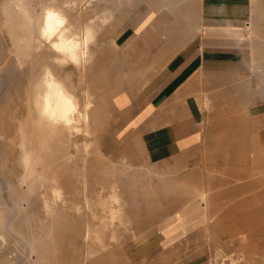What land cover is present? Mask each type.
<instances>
[{"label": "rangeland", "instance_id": "obj_1", "mask_svg": "<svg viewBox=\"0 0 264 264\" xmlns=\"http://www.w3.org/2000/svg\"><path fill=\"white\" fill-rule=\"evenodd\" d=\"M29 1L36 22L29 23L28 16L18 14L13 0H0V46L5 52V62L0 63V234L4 236L0 239V255L6 256L5 262L148 264V260H136L138 248L154 242L159 245L162 221L167 215H174L181 206L200 198L206 205V226L191 241L188 238L179 239L181 245L173 249L185 252L187 256L195 252L205 254V264H264V193L259 194L260 190H264V175H260L264 172V164L261 168L251 167L249 159L254 153L264 157V148L257 141L258 136L264 135V122H253L259 111L264 112V52L257 60L255 74L249 73V130L236 131L227 138H205L202 159L197 161L200 175L195 177L194 162L187 164L185 169L158 168L148 163L142 153L136 154L135 161L121 156L114 158L113 154L103 156L99 153L97 141L103 143L104 133L100 138L98 135L99 131H103L102 120L110 109L107 94L110 93L114 75L113 59H110L116 51L113 41L124 28L126 16L144 8L159 12L166 19H183L189 26L197 19L200 0H153L149 3L139 0L136 7L126 4L125 0ZM48 5L77 12L76 16H67L69 22L80 31L85 27L95 31L96 43L91 47L93 59L85 68H61L53 62L55 53L47 44L44 46L42 41L39 42L40 10ZM255 7L257 14L262 13L261 20L264 5L255 2ZM25 26L33 28L35 39L42 45L40 49L24 46L16 38ZM14 45L18 53L14 52ZM27 49H32V52L27 54ZM102 54L106 57L102 58ZM44 60L46 67L75 92L81 106L80 115L89 103L88 129L87 123L81 122L79 117L68 149L73 184L81 187L77 194H81L83 202L84 197L87 198L83 194L86 185L92 205L91 210H82L77 214L81 231L84 232L90 224L94 231L92 236L98 237L91 241L89 255L79 234H75L72 245L66 235L61 236L62 243L59 245L55 241L56 235L49 237L51 239L45 241L46 244L38 239L49 212L36 200V183L25 175L21 140L26 133L22 125L25 124L34 133L38 131L31 97L33 86L45 68V64L42 66ZM204 115L206 119L212 113L207 110ZM243 132L244 137L241 136ZM209 133L206 130V134ZM226 155L230 157L228 160H225ZM220 156L223 158L215 161ZM233 156L236 157L234 161ZM260 160L253 163H260ZM211 183L217 186L213 187ZM180 256H171L170 259L178 262L182 260Z\"/></svg>", "mask_w": 264, "mask_h": 264}, {"label": "crops", "instance_id": "obj_2", "mask_svg": "<svg viewBox=\"0 0 264 264\" xmlns=\"http://www.w3.org/2000/svg\"><path fill=\"white\" fill-rule=\"evenodd\" d=\"M125 2L136 7L139 0ZM255 2L264 5V0H200L197 19L189 26L183 19H166L144 8L126 16L124 28L113 41L116 51L110 59L114 75L107 94L110 109L98 135L100 138L104 133L103 143L97 141L99 153L130 161L142 153L158 168L185 169L194 162V176L198 177L197 161L202 159L205 138H227L236 131H248L249 73L255 74L257 60L264 52V14L260 20L262 13L257 14ZM40 11L43 15L44 9ZM61 12L77 15L65 9ZM207 110L212 115L205 119ZM258 114L253 122H264V112ZM257 141L264 148V135ZM254 154L249 157L250 166L261 168L264 157ZM229 158L226 155L225 160ZM258 159L260 163H253ZM205 216L206 205L200 198L181 206L162 221L160 244L141 246L136 260H148V264H205V254L187 256L173 249L180 244L179 239H195L207 224ZM176 255L182 260L171 261ZM5 261L6 256L1 254L0 264H8Z\"/></svg>", "mask_w": 264, "mask_h": 264}, {"label": "bare ground", "instance_id": "obj_3", "mask_svg": "<svg viewBox=\"0 0 264 264\" xmlns=\"http://www.w3.org/2000/svg\"><path fill=\"white\" fill-rule=\"evenodd\" d=\"M13 2L15 4L16 10L18 11V14L23 15V16H28L29 19H27V20H30L31 22L37 21L35 15L33 14L32 10H31V7H30L31 2L29 0H13ZM16 4H20L22 10L18 9L16 7ZM50 8L56 9L58 11L61 10V9L59 10L58 7H55L53 5H48L45 7V9H50ZM25 13H27V15H25ZM13 14H15V13H13ZM40 16H41V14H40ZM42 20H43V15L40 18V20L38 19V21L41 23ZM69 24L76 31H78V32L80 31V30H78V28L75 25L72 24V22H69ZM38 25H37V27H38ZM37 27H36V29H37ZM35 33H36V31H35ZM33 34H34L33 28L25 26V29H21V35L17 33L16 38L19 40V42L23 43L22 45H24V46L28 45V47H30V48H34V49L37 48L38 49V47H39V49H40V47H42V45L45 46V44L40 45L37 42V40L35 39ZM13 38L15 39V37H13ZM15 42L17 43L16 40H15ZM14 46H15L14 52L18 53L17 46L16 45H14ZM31 50H29V51H31ZM27 51H28V49H27ZM29 51L27 52V54L30 53ZM3 62H5V52L0 46V63H3ZM43 64H45V67L47 66V63L45 62V60H44V62H42V66H43ZM84 68H85V66H84ZM4 69H6V67ZM86 99H87V94H86ZM87 104L89 105V103H86L85 110L83 111V109H82V114L80 115V117H81V122L87 123L86 127L88 129L89 118H88V114H87V109L89 107ZM33 108H34V106H33ZM34 111L36 112L35 108H34ZM35 122H36V127L38 129V131H35V133L28 130V127L25 126V124L22 125L23 130L26 133L24 132L25 135L23 134L24 136H22L21 150L24 153L25 175L29 176L30 179L36 183L35 184V190L37 191L36 200H37V202H40L43 204V206H45V208L48 210V212H49L48 214L50 216V217L49 216L47 217L48 220L45 218L46 221L44 222V226H42V228H41L40 235H39L40 237H38V239L40 240L41 243H43V241H44V244H46L45 241H47L48 239L49 240L51 239L49 237L56 235V239H57V237H58V239L57 240L55 239V241L59 245L62 243V237L61 236L66 235L67 240L72 241L71 242V245H72V244H74V240L76 237L75 234H79V235H81L84 243L86 244L85 252H86V254L89 255L90 245H91L90 243L93 240V238H98V237L92 236L94 231L92 230V225H90V224L87 225L85 227V230H83L84 232H82L81 231V226H82L81 221H80V219L77 220V218H78L77 214L81 213L82 210H89V209L91 210L92 205H90L89 191H88L86 185H84V187H83L85 189L83 194L86 195L87 198L85 199V197H84L83 202H81V200H80L81 194H79V193L77 194V190L79 192V189L81 187L79 188L75 184H73V179H72L73 176H72V173L70 170L71 168L69 167V165H70L69 164L70 153H69L68 149L70 147L72 130L74 129L75 124L72 126L71 129H65L62 126L54 127V126H52L46 122L41 121L37 115L35 118ZM21 221H22V219H21ZM22 228L24 229L26 227H22ZM28 233H29V231H28ZM94 234H96V233H94ZM28 236H29V234H28ZM2 238H4V236H3V234H0V239H2ZM64 240H63V242H64ZM44 244H43V246H44ZM67 244L69 245V242H67ZM76 244H78V243L76 242ZM62 247H64V246H62ZM62 247H60V251H61ZM62 250L65 252L64 249H62ZM38 254H40V253H38ZM69 255H71V252ZM45 256H46V253H45ZM47 256H48V254H47ZM58 256H59V254H58ZM62 256H64L63 252H62ZM53 257H54V255H53ZM64 258H65V256H64ZM68 258H69V256H68ZM50 261H52V260H50ZM53 261H55V260L53 259ZM53 264H54V262H53ZM85 264H88V261Z\"/></svg>", "mask_w": 264, "mask_h": 264}, {"label": "clouds", "instance_id": "obj_4", "mask_svg": "<svg viewBox=\"0 0 264 264\" xmlns=\"http://www.w3.org/2000/svg\"><path fill=\"white\" fill-rule=\"evenodd\" d=\"M16 7L21 9L20 4ZM39 41L55 53V64L61 68L73 66L80 69L92 62L91 47L96 43V33L90 27L76 31L70 26L67 16L50 8L43 12ZM31 103L38 118L54 127L71 129L80 117L81 106L75 92L48 67L43 69L33 86Z\"/></svg>", "mask_w": 264, "mask_h": 264}]
</instances>
